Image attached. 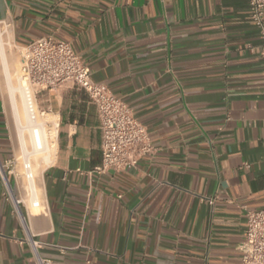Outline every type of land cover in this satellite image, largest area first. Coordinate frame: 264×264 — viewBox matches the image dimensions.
<instances>
[{"label": "crops", "instance_id": "obj_1", "mask_svg": "<svg viewBox=\"0 0 264 264\" xmlns=\"http://www.w3.org/2000/svg\"><path fill=\"white\" fill-rule=\"evenodd\" d=\"M249 1L0 0V159L13 193L0 178V264H239L245 211L264 208V62ZM45 35L128 103L153 154L97 173L96 106L66 82L40 94L59 136L25 178L3 92L14 52L22 61Z\"/></svg>", "mask_w": 264, "mask_h": 264}, {"label": "built area", "instance_id": "obj_2", "mask_svg": "<svg viewBox=\"0 0 264 264\" xmlns=\"http://www.w3.org/2000/svg\"><path fill=\"white\" fill-rule=\"evenodd\" d=\"M249 10L258 30L261 42L259 54L264 62V0H250ZM19 81L30 117L33 121L42 119V125L53 134L48 138L51 147H55L58 141L59 119L50 110L39 107L38 96L66 82H73L86 91L96 106L100 120L102 159L95 167L97 173L105 174L136 166L141 158L155 152L146 125L107 84L93 79L89 65L70 42L45 35L25 45ZM11 164V161L0 159V178L8 197L13 196L9 178ZM24 170L25 178L32 181L34 174L29 159L25 161ZM208 202L213 204L214 199H208ZM245 216L247 227L245 239L238 247L241 253L239 264H264V208L246 209ZM31 243L37 253L41 243L33 239ZM38 264L59 263L38 257Z\"/></svg>", "mask_w": 264, "mask_h": 264}, {"label": "rangeland", "instance_id": "obj_3", "mask_svg": "<svg viewBox=\"0 0 264 264\" xmlns=\"http://www.w3.org/2000/svg\"><path fill=\"white\" fill-rule=\"evenodd\" d=\"M14 54L16 55V58L14 57L13 59H10V64L13 65L12 67H14L15 70H13V71H11V73H9V78H7V84H6L7 86L5 88L7 90H5L3 92V94L7 97V101H10L12 96L15 95L17 103H18V109H19L20 115H21V124L24 127V126L27 125L28 115H27L26 104L24 103V99L25 98H24V95H23V91L21 89L20 81H19V75H20V69H21V56H20L19 53H15L14 52ZM11 65H9V67ZM13 87L16 88L15 91L12 90ZM41 98H42V96L39 95L38 96V104H39V107L41 109H44V108L41 107V102H40ZM38 121L41 124H43V120L42 119L39 118ZM17 127H18V124H17ZM23 130H22L23 131L22 135H23V138H25L26 150L25 151L22 150V152L20 153V155L22 156L21 160L23 161V163H25V161L27 159H29L34 164V167H37L38 165H40L42 159L46 158V156H45L46 154L45 153H47V151L49 149L53 151V149L55 147L48 146L47 149L46 148L39 149V150L35 149L34 146L32 145V141L30 139V133H29L28 128L26 127ZM19 133H20V131H19ZM24 172H25V170L23 171V173Z\"/></svg>", "mask_w": 264, "mask_h": 264}, {"label": "bare ground", "instance_id": "obj_4", "mask_svg": "<svg viewBox=\"0 0 264 264\" xmlns=\"http://www.w3.org/2000/svg\"><path fill=\"white\" fill-rule=\"evenodd\" d=\"M1 49H4L2 44H1ZM12 90L15 91L16 88L13 87ZM24 103L26 104L25 99H24ZM8 105H9V112L11 113L12 119L15 121L16 126L18 124L17 130H18V135H19L18 137L20 138V142H21L20 143L21 149L24 151L26 150L25 138H23V135H22L24 131L23 129H25L26 127L29 130L30 139L32 141V145L34 146V148L37 150L43 149V148L47 149L48 146H50V142L48 141L49 140L48 138L53 134L50 133L49 130L46 129L38 120L33 121L29 115L28 110H27L28 122H27V125L23 127V125L21 124V115L18 109V103H17L15 95H13L11 100L8 101Z\"/></svg>", "mask_w": 264, "mask_h": 264}]
</instances>
